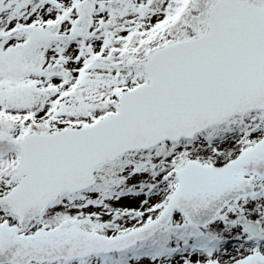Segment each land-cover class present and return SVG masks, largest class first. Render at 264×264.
Segmentation results:
<instances>
[{
	"label": "snow or ice",
	"instance_id": "snow-or-ice-1",
	"mask_svg": "<svg viewBox=\"0 0 264 264\" xmlns=\"http://www.w3.org/2000/svg\"><path fill=\"white\" fill-rule=\"evenodd\" d=\"M0 264H264V0H0Z\"/></svg>",
	"mask_w": 264,
	"mask_h": 264
}]
</instances>
